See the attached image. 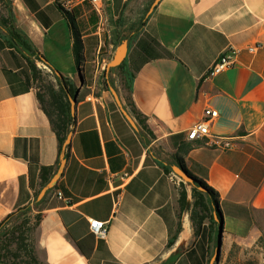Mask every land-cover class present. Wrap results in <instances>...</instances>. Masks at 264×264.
Returning <instances> with one entry per match:
<instances>
[{"label":"crops","instance_id":"obj_1","mask_svg":"<svg viewBox=\"0 0 264 264\" xmlns=\"http://www.w3.org/2000/svg\"><path fill=\"white\" fill-rule=\"evenodd\" d=\"M151 2L102 0L96 10L80 1L69 21L57 0H12L17 31L76 90L65 164L35 206L40 168L57 164V138L24 54L0 37V222L27 205L40 213L35 247L45 264H209L219 242L223 264L244 246L264 250V0H159L147 13ZM117 25L129 37L133 78L129 92L110 73L116 98L101 75ZM230 51L235 65L207 78ZM206 110L216 113L211 134L231 138L232 149L187 140ZM182 170L216 193L222 218L197 237ZM181 183L188 210L178 220ZM89 220L107 224L104 239Z\"/></svg>","mask_w":264,"mask_h":264},{"label":"trees","instance_id":"obj_2","mask_svg":"<svg viewBox=\"0 0 264 264\" xmlns=\"http://www.w3.org/2000/svg\"><path fill=\"white\" fill-rule=\"evenodd\" d=\"M159 0H152L146 12L150 13L155 9ZM12 0H0V37L6 41L10 47L21 50L24 54L27 63L31 69L32 76L35 81L36 99L43 113L47 116L51 129L57 138L58 143V160L54 167H42L39 172L40 189L35 195L34 205L36 206L42 200L38 199L41 191L50 184L51 180L58 174L61 164L65 162L69 147L68 136L71 134V126L73 124L71 114V101L75 97L74 85L60 75L46 60L30 45L29 41L22 33L17 31L12 15ZM62 10V9H61ZM65 17L72 21L71 12L62 10ZM142 25V24H141ZM118 25L113 30V43L119 47L124 41L129 43V37L122 35L118 30ZM75 44L79 46V37L75 34ZM34 59L43 63L51 69L52 74L47 77H52L54 83L45 81L40 71L34 64ZM116 69L118 76L125 81V90L131 92L132 76L128 73L123 61L116 68H106L101 79L104 88L110 91L113 95L116 94L113 80L110 76ZM141 129L145 132L147 128L140 117L133 112ZM186 177L187 184L192 186V207L190 212V220L193 227V236L197 237L203 233V224L208 221L209 224L217 222L221 224V215L217 210V202L214 193L204 182L198 180L186 170L181 171ZM188 210L187 195L185 186L181 183L179 196L177 200V219L179 220L181 214ZM32 207L27 205L17 211L9 214L0 222V264H45L40 261L36 254L35 247V232L41 221L40 213L33 216L34 225L30 231L23 232V226L30 221ZM20 219L21 222H18ZM181 230L180 222L177 223V228L174 236L169 241L170 245L179 234ZM29 244H25L26 241Z\"/></svg>","mask_w":264,"mask_h":264},{"label":"built area","instance_id":"obj_3","mask_svg":"<svg viewBox=\"0 0 264 264\" xmlns=\"http://www.w3.org/2000/svg\"><path fill=\"white\" fill-rule=\"evenodd\" d=\"M63 1L67 8L72 11L73 6L80 1H87L96 10L100 8L99 0H57ZM258 47L249 48V52L253 53ZM237 51H230L221 54L214 64L209 68L206 73L207 78L214 77L223 71L233 67L236 62ZM205 118L194 124L186 134V138L189 141H196L201 139H206L207 146L214 147L218 150H230L234 147L232 139L229 137L216 136L211 134L209 123L216 117V113L206 110L204 112ZM56 196L62 199V194L57 192ZM118 205V202H115ZM89 230L90 232L99 239H104L107 234V224L98 220H89Z\"/></svg>","mask_w":264,"mask_h":264},{"label":"rangeland","instance_id":"obj_4","mask_svg":"<svg viewBox=\"0 0 264 264\" xmlns=\"http://www.w3.org/2000/svg\"><path fill=\"white\" fill-rule=\"evenodd\" d=\"M0 12H1V6H0ZM42 76L45 79V81H51L53 82V78L52 77H47L48 73L42 72ZM54 83V82H53ZM35 215V213H32L30 215V221H26L27 223L23 226V232L25 231H30L31 228H33L34 225V220H33V216ZM20 219L18 222H21ZM29 240L26 241L25 244H29ZM220 242H219V247L216 248V252H215V257L217 260L215 262V264H221L219 262L220 260ZM225 256L227 257V260L223 263V264H264V250H260L259 247H243L242 252H240L239 250L235 251V252H231V253H225ZM229 257V258H228Z\"/></svg>","mask_w":264,"mask_h":264},{"label":"water","instance_id":"obj_5","mask_svg":"<svg viewBox=\"0 0 264 264\" xmlns=\"http://www.w3.org/2000/svg\"><path fill=\"white\" fill-rule=\"evenodd\" d=\"M127 51H128V44L126 41H124L115 51V54H114V57L113 59L108 63L107 65V68H116L118 67L123 61L124 59L126 58V55H127ZM115 96V95H114ZM117 98V96H115ZM75 104H76V98H74L72 101H71V113L74 112V109H75ZM70 138H71V135L68 136V142H70ZM65 162L61 164V167L63 168ZM183 178L186 179V177L182 174V172L179 173ZM58 179V176H55L52 181L50 182V184L47 186V188L43 189L38 197V199H42V197L44 196L45 192L49 189V188H52V186L54 185V183L57 181ZM217 247H219V243L217 244ZM216 258L213 257L209 264H215L216 262Z\"/></svg>","mask_w":264,"mask_h":264},{"label":"bare ground","instance_id":"obj_6","mask_svg":"<svg viewBox=\"0 0 264 264\" xmlns=\"http://www.w3.org/2000/svg\"><path fill=\"white\" fill-rule=\"evenodd\" d=\"M102 0H99V5L101 6ZM57 3L67 12H70L69 8L66 7L65 3L63 1H57ZM103 62V61H102ZM81 67V66H80ZM80 71V70H79Z\"/></svg>","mask_w":264,"mask_h":264}]
</instances>
